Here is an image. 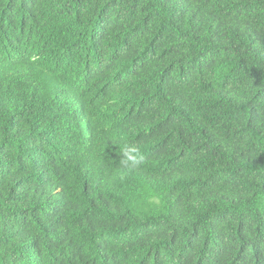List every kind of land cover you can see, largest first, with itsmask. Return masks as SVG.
I'll return each mask as SVG.
<instances>
[{
	"label": "trees",
	"instance_id": "trees-1",
	"mask_svg": "<svg viewBox=\"0 0 264 264\" xmlns=\"http://www.w3.org/2000/svg\"><path fill=\"white\" fill-rule=\"evenodd\" d=\"M0 264H264V0H0Z\"/></svg>",
	"mask_w": 264,
	"mask_h": 264
},
{
	"label": "clouds",
	"instance_id": "clouds-1",
	"mask_svg": "<svg viewBox=\"0 0 264 264\" xmlns=\"http://www.w3.org/2000/svg\"><path fill=\"white\" fill-rule=\"evenodd\" d=\"M124 155L126 160L130 161L132 164H138L140 160L143 159V157L139 155V150L135 146L126 149Z\"/></svg>",
	"mask_w": 264,
	"mask_h": 264
}]
</instances>
